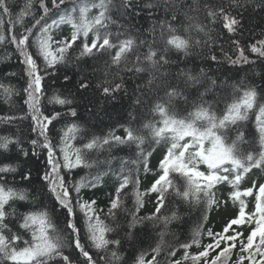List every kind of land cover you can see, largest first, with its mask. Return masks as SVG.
Segmentation results:
<instances>
[{
    "label": "trees",
    "instance_id": "16d2710c",
    "mask_svg": "<svg viewBox=\"0 0 264 264\" xmlns=\"http://www.w3.org/2000/svg\"><path fill=\"white\" fill-rule=\"evenodd\" d=\"M27 2L28 0H7L11 16H5L0 12V19L3 20L0 24V35L5 37L3 42H0V137L10 141L7 149L0 148V166L7 164L15 169L13 172L0 175L5 176L8 186L27 194L25 201H11L5 206L9 213L6 223L12 232H23L18 228L17 217L27 211L46 209L52 222L65 237L64 253L71 256L73 264H83V257L79 251L74 244L68 243L75 238V234L66 229L67 210L61 208L48 193L46 182L41 180L45 171L49 170L47 149L31 144L32 140H38L39 145H42L44 137L39 135V131H32L33 113L25 102L28 100L25 92L28 83L26 65L23 63L24 58L20 55V49L11 40L13 34L17 36L21 33L27 34L25 28H31L35 23L33 17L39 19L43 15V10L39 6L40 0H31L33 7L29 14L17 22V16ZM45 3L51 8L50 0H45ZM84 3L99 4L100 0H65V5L61 6L59 11L51 9L45 22L50 24L52 19H57L60 14L72 12L73 7L77 9L74 15L79 20L78 9ZM104 3L107 7L106 26H96L101 36L110 33L112 42L116 45L127 38L135 42L132 50L126 53V58L118 66L111 63V57L115 55L117 48L104 52L94 51L91 55L81 56L80 45L85 42L83 36L64 53L63 60L56 62L46 72L43 58L37 55L36 47L32 45V41L36 39L35 35L30 37L29 44L32 46L27 48L36 59L41 69L40 74L43 76L42 92L39 94L41 113L43 116L60 114L48 124L46 135L54 146V159L61 165L64 163L60 153L61 136L69 124H76L79 128L75 137L68 141L73 150L81 148L93 137L103 139L109 134L123 137L126 128L133 129L145 138L141 148H137L135 143H113L111 147L104 145L102 148L89 151L86 159L92 167L80 165L72 169H60L59 174L68 182L69 188L82 179L85 184L93 182L96 184L95 187H81L79 194L74 189L71 191L73 220L80 229L81 243L94 257H97L98 250L90 245L84 212L79 208L77 201L95 200L96 215L111 229L105 234L106 239L121 242L119 246L110 244L107 249L99 250L98 257L111 258V252L117 251L121 260L114 264H133L135 257L142 251L151 253V249L162 241V251L158 256L159 264H170L172 260H179L181 264H193L191 259H184L185 251L190 255H196L204 246L213 243V237L208 235V231L211 230L214 234L222 233L239 210L231 215L227 213L220 198L219 188L222 183L215 184L211 189L219 202L211 207L203 196L198 202L185 201L176 197L174 191H170L165 195V206L159 215L171 216L175 212L176 219L167 225L163 220H143L129 229L133 212L138 218L155 212L158 193L147 190L162 174L160 161L171 143L170 134H166L157 142L152 137L150 129L144 128V125L151 123L159 126L160 116L153 111V106L157 102L166 104L169 102L166 96V91L170 90L168 85L181 93L172 97L170 101L172 110L179 117H187L188 113L194 110V105L203 102L206 106L211 105L216 116L222 118L227 106L242 95L244 88L255 89L258 104H264V57H258L249 50L252 44L264 40V0H238L242 6H237L234 0H131V7H125L124 0H104ZM220 7L241 20V26L236 32H227L220 19L212 22L207 16L209 9ZM101 11L104 9L90 7L88 18H94ZM173 16L177 18L174 20ZM169 24L177 30L178 35L190 37L193 42L199 40L201 43L190 47L187 54L174 48L165 50ZM196 25L204 26V31H197ZM72 31L71 25L60 24L51 29V34L55 41L70 38ZM33 33H38V28L33 29ZM94 35L95 30L89 32L86 42L90 43ZM233 41H238L240 47L246 49L245 55L249 63L234 65L229 62L227 57L236 59ZM57 46L53 43V51ZM150 48L158 53L157 57L153 58L155 64L144 59ZM160 55H165L168 62L160 61ZM213 55L217 57L215 61L211 60ZM137 57L140 58L139 63ZM135 67H142L145 70L136 72ZM163 74L167 76L164 78ZM189 74L197 77L199 83L189 81L187 79ZM212 81H215V84ZM81 83L87 84L88 87L81 88ZM116 83L122 87L105 96L103 87L109 85L114 87ZM201 93L204 94L203 97ZM53 97L70 100L71 104L55 103L52 101ZM72 109L76 111L75 117L70 113ZM256 111L258 108L250 111L246 119L237 120L234 124L229 123L227 128L218 130V134L224 136L227 144L235 141L238 154L245 157L248 153L258 156L260 151L264 150L256 127ZM8 117L13 119L10 121L3 119ZM197 123L204 125L203 121ZM240 133H243V137L238 140ZM205 146L211 147L208 142H205ZM141 150L145 154L151 153L148 156V172L144 171L143 157L139 155ZM33 152L37 155H33ZM71 158L74 160L75 156ZM261 168H252L245 175ZM199 170L207 171L200 165ZM29 174L30 180L22 179ZM97 176L100 177L99 180L94 179ZM124 176L129 177L130 183L121 193V206L115 210V215H110V200L115 196L116 188ZM137 179L138 186L135 183ZM168 179L172 181L174 187L183 188L186 184L185 178L178 172H170ZM259 184H264V181ZM258 185L254 193L258 192ZM136 191L143 194L141 196L143 206L138 212L135 203ZM255 204L253 195L251 208L245 210L246 214L255 210ZM255 226L254 221L233 225L226 235L239 231L244 234L246 241L248 233ZM197 231L200 233L199 236H195ZM6 234L10 233L6 231ZM194 238L199 240V247L193 243ZM20 244L23 246L22 241ZM183 244H190L191 247L184 249L181 247ZM172 251L175 252L174 257L169 255ZM239 255L237 241V247L233 249L225 264H236ZM0 264L9 262L0 258ZM100 264L104 262L101 261Z\"/></svg>",
    "mask_w": 264,
    "mask_h": 264
},
{
    "label": "snow or ice",
    "instance_id": "6c2138e0",
    "mask_svg": "<svg viewBox=\"0 0 264 264\" xmlns=\"http://www.w3.org/2000/svg\"><path fill=\"white\" fill-rule=\"evenodd\" d=\"M234 2L237 3V6H242L239 5L238 0H234ZM50 3L51 8L45 3V0H40L39 6L43 10V15L39 19L33 17L35 23L31 28H25V33L27 34L21 33L19 36L13 34L11 37L12 43H15L20 49V55L24 58L23 63L26 65L25 71L28 76V83L25 92L28 95V100L25 102L33 113L32 121L34 126L32 131H39V135L44 137V143L42 145H39L38 140H32L31 144L34 147L40 146L47 149V166L49 170L45 171L41 180L46 182L48 193L54 197L61 208L67 210L66 229L70 230L71 234H75V238L68 241V243L74 244L75 248L83 257V264H100L101 261L104 264H114V262L121 260L117 251L111 252V258L108 256L98 257L99 250L107 249L110 244L119 246L121 242L120 240L110 241L106 239L105 234L111 231V229L103 224L99 216L96 215L94 207L96 201H77V204L81 211L84 212L88 239L91 247L98 250V258L90 254L89 250L81 243L79 237L80 229L73 220L74 208L71 202V191L74 189L79 194L81 187H95L96 184L94 182L85 184L82 179L73 185L72 188H69L68 182L63 176H60L59 172L61 168L72 169L80 165L92 167V164L88 163L86 159V154L91 150L102 148L104 145L111 147L113 143H135L137 148H141L145 138L137 134L133 129L126 128L123 137L114 134H109V136L103 139L93 137L84 143L81 148L73 150L68 141L75 137L79 128L76 124H69L61 136L60 153L64 161L63 165H61L59 161L54 159V146L46 135L48 124L60 114L56 113L53 116H43L41 113L39 94L42 92L41 82L43 76L40 74L41 69L36 59H34L32 53L27 51V48L32 45L36 47L37 55L44 60V71L46 72L56 62L64 59V53L72 48L81 36L85 38V42L80 45L81 56L91 55L94 51L104 52L108 49L117 48L115 55L111 57V63L117 66L126 58V53L132 50L135 42L131 38H127L116 45L113 44L110 33H105L101 36L96 26H106L107 7L104 0H100L99 4H81L78 9L79 20L74 15L77 9L73 7L72 12L60 14L57 19H52L49 24L45 22V18L49 17L51 9L59 11L61 6L65 5V0H50ZM124 6L131 7V0H124ZM32 7L31 0H28L24 9L18 14L17 22H20L25 15H28ZM90 7H99L104 9V11H101L94 18L89 19L88 12L90 11ZM0 12L5 16H11L7 0H0ZM207 16L212 22L220 19L223 28L229 33L236 32L241 26V20L226 12L223 7L209 9ZM172 18L175 20L177 17L173 16ZM2 23L3 20L0 19V24ZM60 24L71 25L73 29L71 37L54 41L51 29L58 27ZM37 28L38 33H33V29ZM195 28L197 31H204V26L202 25H196ZM94 30L95 35L91 42H86L89 32ZM8 31L11 33V29ZM32 35H35L36 39L30 45L29 41ZM4 38L3 35H0V42H3ZM53 43L58 45L54 51L52 48ZM200 43L201 41L199 40L193 42L190 37L178 35L177 30L171 24L168 25L165 50L174 48L177 51L187 54L190 47L199 45ZM233 44L236 49V59L233 60L231 57H227L229 62L234 65L249 63L248 57L245 55L246 49L240 47L238 41H233ZM249 50L252 53H256L258 57H264V40H259L255 44H252ZM157 55V51L150 48L144 59L155 64L156 61L153 58L157 57ZM216 59V56H211L212 61ZM159 60L163 63L168 62L165 55H160ZM139 62L140 58L137 57V63ZM134 70L141 72L145 69L135 67ZM201 73L203 74V69H201ZM65 79H67V76H65ZM187 79L199 83L197 77L190 74L187 75ZM212 83L215 84V81H212ZM80 86L85 89L88 87L85 83H81ZM121 87L122 85L119 83H116L114 87L111 85L104 86L103 94L108 96ZM168 88L170 90L166 91V96L169 98V102L167 104L157 102L153 106V111L160 116L159 126L151 123L144 125V128L150 129L152 137L157 142L166 134H170L171 140L163 159L160 161L159 166L162 174L159 175L158 179L147 190L148 192L158 193L155 212L143 218H138L136 213L133 212L131 214L132 220L129 222L128 228H134L137 223L143 220H163L164 224L167 225L171 220L176 219L175 212L171 216L161 217L159 215L161 209L165 206V195L170 191H174L176 197L185 201L196 200L198 202L201 196H203L206 198L209 207H211L213 204L219 203L215 199L211 189L215 184L228 183L233 189L229 193V198L234 202L238 201L240 205L238 214L228 222L222 233L214 234L209 230L208 235L213 237V243L204 246L203 250L199 251L196 255H190L185 251L184 259H191L193 264H225L232 254L233 249L237 247V241H239L240 255L237 258L236 264H245V261H247V264H264V184L258 185V192L256 193L253 191L257 187L255 182H253V187L244 189L243 191L239 190L240 182L244 179L245 174L250 172L252 168L264 167V150L260 151L258 156L253 153H248L245 157L238 154L235 141L232 144H227L224 136L218 134V130L227 128L229 123L234 124L237 120L246 119L250 111L258 108L255 116L256 127L260 136L261 147L264 149V104H258L255 89L244 88L242 95L227 106V111L222 118L216 116L212 111L211 105L206 106L203 102L194 105V110L189 112L187 117H179L172 110L170 101L172 97L181 95V93L177 92L171 85H168ZM200 95L203 97L204 94L201 93ZM52 101L61 105L71 104L70 100L60 99L59 97H53ZM70 113L73 117L77 115L74 109L70 110ZM3 119L10 121L13 118L8 117ZM198 121H203L204 125H198ZM242 137L243 133H240L237 139H242ZM205 142H208L211 147L206 148ZM9 143L10 141L7 138L0 137V148L7 149ZM32 154L37 155L36 152ZM150 154H145L143 150L139 153L143 157L145 172L149 171L148 156ZM73 155L75 156L74 160L71 158ZM133 163H136V161H133ZM199 165H205L207 171H200ZM226 165H230V167ZM13 171L15 169L10 165L0 166V174ZM170 172H178L185 178L186 184L183 188L173 186L172 181L168 179ZM22 179L30 180V174L23 176ZM94 179L99 180L100 177L97 176ZM129 183V177L124 176L116 188L115 196L110 200L109 204L110 215H115V210L121 206V193L127 188ZM135 183L138 186L139 180L137 179ZM142 195L139 191L135 192L137 212L143 206L141 200ZM250 195H255V210L246 214V205L241 197ZM26 199L27 194L24 191H18L8 186V181L5 176L0 175V258L9 262V264H73L71 256L65 254L63 251L66 246L65 237L52 222L46 209L21 213L17 219L19 221L18 228L23 230V232H12L8 227L6 217L9 213L5 210V206L9 205L11 201H25ZM12 214H15V210H13ZM253 221L256 226L248 233L246 241L244 234L239 231H236L235 234L226 235L233 225H241ZM6 231L10 234H6ZM199 235L200 233L197 231L195 236ZM21 241L23 246L20 244ZM161 243H158L156 247L152 248L151 253L142 251L135 257L133 264H159L158 256L162 251ZM193 243L199 247V240L194 238ZM181 247L188 249L191 245L183 244ZM169 255L174 257L175 252H169ZM170 264H181V261L172 260Z\"/></svg>",
    "mask_w": 264,
    "mask_h": 264
},
{
    "label": "rangeland",
    "instance_id": "374dc122",
    "mask_svg": "<svg viewBox=\"0 0 264 264\" xmlns=\"http://www.w3.org/2000/svg\"><path fill=\"white\" fill-rule=\"evenodd\" d=\"M125 17V16H124ZM126 19V18H124ZM167 74H163V77L165 78ZM197 85V84H196ZM207 148V146H205ZM202 168H206L205 165H200ZM264 181V167L260 170L254 171L251 174L245 175L244 179L240 182L239 190L243 191L244 189L253 187V182L258 185ZM255 189V188H254ZM253 189V191H254ZM232 187L228 183H222L219 191H220V198L225 205V209L229 215L239 210V202H234L232 199L229 198V193L232 191ZM246 205L245 210H249L251 208L253 195L247 196V197H241Z\"/></svg>",
    "mask_w": 264,
    "mask_h": 264
}]
</instances>
